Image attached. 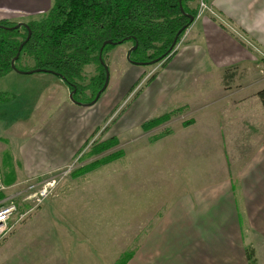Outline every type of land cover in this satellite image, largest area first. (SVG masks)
<instances>
[{
	"label": "crops",
	"instance_id": "0c3cea01",
	"mask_svg": "<svg viewBox=\"0 0 264 264\" xmlns=\"http://www.w3.org/2000/svg\"><path fill=\"white\" fill-rule=\"evenodd\" d=\"M205 3L220 20L207 13L195 18L142 87L138 85L152 66L126 65L125 75L114 84L109 81L98 101L81 109L69 103L70 92L59 79L27 75L32 76L30 83L41 85V93H49L51 87L50 97L62 107L50 110L45 119L36 115L34 137L17 149L21 170L16 176L37 177L67 164L110 115H115L119 138L153 118L187 109L192 125L164 140L167 178L181 194L167 221L178 220L179 228L185 227L186 243L196 239L187 231L199 227L209 230L216 242L223 234L215 230L227 234L233 229L238 239V206L247 218L243 229L246 226L251 237L264 241V110L257 97L264 89V0ZM195 4L188 7L197 12ZM51 7L52 0H0V22H34ZM121 46L120 59L127 60L130 44ZM21 67L31 68L24 61ZM33 117L30 112L18 121L22 130ZM204 210H209V217L199 215ZM169 230L170 226L166 238ZM243 247L236 242L231 246L234 262L247 264ZM0 264H67L52 219L39 217L17 226L0 244Z\"/></svg>",
	"mask_w": 264,
	"mask_h": 264
},
{
	"label": "rangeland",
	"instance_id": "374dc122",
	"mask_svg": "<svg viewBox=\"0 0 264 264\" xmlns=\"http://www.w3.org/2000/svg\"><path fill=\"white\" fill-rule=\"evenodd\" d=\"M195 3L198 4V0L192 2ZM44 13L35 17L34 22L42 20L47 12ZM18 23L21 22H10L14 25ZM121 47L109 48L104 56L111 84L125 75L126 65L134 66L125 58L120 59ZM23 61L27 67L33 66L26 57L22 58V64ZM162 62L152 65L138 86L148 83ZM97 70L95 63L82 70V80L78 84L86 87V90L77 98L82 102L78 105L81 109H85L83 105L91 96V90L87 88L91 79L98 75ZM33 75L56 80L48 73ZM31 77L15 73L10 78L0 79V206L13 204L15 208L5 227L9 233L0 240V244L21 223L44 217L52 219L54 223L67 264H121L125 255L131 254L132 258L133 253L134 259L126 264H156V260L161 264H239L237 259L235 262L232 260L234 249L231 246L235 242L244 245V251L254 252L255 264H264V241L258 240V236L251 237L246 226L243 229L247 218L244 210L238 209V206L235 211L238 229L239 223L242 226L238 239L233 229L228 230L227 234L215 230L223 234L222 239L216 242L211 239L213 234L209 230H200L199 227L196 232L187 231L188 236L196 234V239L191 238L186 243L183 239L185 227L180 229L176 223L178 220L167 221L172 211L170 208L178 204L181 194L176 191V184L170 185L168 179L169 169L163 161L167 143L164 140L192 125L187 109L163 114L158 118L169 115L167 121L149 131H143L140 127L119 138L115 136V115H110L101 121L99 131L86 139L77 155L67 164L37 177L28 178L22 173L16 176L15 171L21 170L17 149L34 137L38 117L45 119L50 115V110L62 107V103L50 97L51 87L48 88L49 93L43 94L40 84L30 83ZM68 101L74 106L69 95ZM78 106L75 104L74 107ZM30 112H34V117L22 130L18 121L24 120ZM113 137L117 141L116 146L98 155L91 154L94 146ZM176 143L179 144V139ZM205 169L209 170L208 165H205ZM228 171L231 174L230 167ZM148 204L152 210L145 206ZM208 214L209 210H204L199 215L207 218ZM169 226V238H166ZM222 228L224 232L227 230V227Z\"/></svg>",
	"mask_w": 264,
	"mask_h": 264
},
{
	"label": "trees",
	"instance_id": "16d2710c",
	"mask_svg": "<svg viewBox=\"0 0 264 264\" xmlns=\"http://www.w3.org/2000/svg\"><path fill=\"white\" fill-rule=\"evenodd\" d=\"M192 2L195 0H181L184 11L181 14L179 0H53L52 7L42 20L27 24L31 36L15 62V68L20 72L40 70L41 73L51 74L70 93L75 90L72 100L79 103L77 98L86 90V87L78 84L82 80V70L95 63L98 65V75L91 79L87 88L91 90V96L86 104H90L104 85V56L108 49L129 43L132 50L127 54L128 62L137 66H149V62L168 51L180 29L191 26L186 15L196 18V11L188 7ZM0 26L15 25L0 22ZM183 34L184 32L177 43ZM26 36L24 28L14 31L0 28V79L13 72L11 61ZM104 42H111L113 45L104 47L100 54ZM135 45L136 48L133 49ZM99 55L102 62L99 61ZM169 56L166 55L160 62ZM24 57L32 61L31 68L20 66ZM257 97L264 110V89L257 93ZM168 118L169 115L150 120L141 128L149 131ZM116 145V139L110 138L94 146L91 154H101ZM110 159L111 157L107 160ZM245 256L248 264H255L252 250L245 251ZM130 259L131 254H127L120 263L126 264Z\"/></svg>",
	"mask_w": 264,
	"mask_h": 264
},
{
	"label": "water",
	"instance_id": "95a60500",
	"mask_svg": "<svg viewBox=\"0 0 264 264\" xmlns=\"http://www.w3.org/2000/svg\"><path fill=\"white\" fill-rule=\"evenodd\" d=\"M180 3H181V0H179V4H180ZM179 10H180V13H181V14H184V11H183V9H182V7H181V4H180V6H179ZM186 16L188 17L189 22L192 23V22H193V17H191V16H189V15H186ZM188 26H189V25L183 27L182 29H180V30L176 33V35H175V37H174V39H173V41H172V44H171L170 48L168 49V51H167L164 55H162L161 57H159V58H157V59H155V60L149 62V65H150V66L155 65V64H157L158 62H160L162 59H164V58L166 57V55H171V53L174 51V49H175V47H176L177 40H178L179 36L181 35V33L185 32V31L188 29ZM0 28L3 29V30H7V31H14V30H17V29H19V28H24V29L26 30V32H27L26 39H25V40L19 45L18 50H17V54H16V56L14 57V59L11 61V64H10V65H11V68L13 69V72H15V73H21V74H26V75H31V74H36V73L39 74V73H41L40 70H33V71L20 72V71L16 70V68H15V62L18 60V58H19V56H20V53H21V51H22L24 45H25V44L28 42V40L30 39L31 31H30L29 27H28L26 24L18 23V24H16V25L13 26V27H3V26H0ZM108 45H113V43H111V42H104V43L102 44L101 48H100V54H101L102 50L104 49V47H106V46H108ZM135 48H136V45L133 47V49H135ZM130 50H132V49H130ZM99 61L102 62L101 55H99ZM127 61H129V57H128V55H127ZM138 66H140V65H138ZM104 70H105V80H104V85H103L102 89H101V90L95 95V97H94V99L92 100V102H91L90 104L83 105L84 107H89V106H92L93 104H95V103L98 101V99L100 98L101 94H102V93L105 91V89L107 88V85H108V82H109V77H108V73H107V68H106L105 66H104ZM74 92H75V90H73V91L69 94V100H71V101H73V100H72V95L74 94ZM73 102H74L76 105H81V104H79V103H77V102H75V101H73Z\"/></svg>",
	"mask_w": 264,
	"mask_h": 264
},
{
	"label": "built area",
	"instance_id": "2783aa9c",
	"mask_svg": "<svg viewBox=\"0 0 264 264\" xmlns=\"http://www.w3.org/2000/svg\"><path fill=\"white\" fill-rule=\"evenodd\" d=\"M205 13L211 15L214 19L220 20L219 17L213 12V10L203 1L198 0L197 4V12L196 18L203 16ZM250 45L248 42H246ZM51 188L52 186L49 185ZM46 193L40 195L41 197L44 196ZM15 211L14 205L9 204L5 206H0V240L4 238L9 233V229L6 230L5 227L9 222L10 218L12 217Z\"/></svg>",
	"mask_w": 264,
	"mask_h": 264
}]
</instances>
